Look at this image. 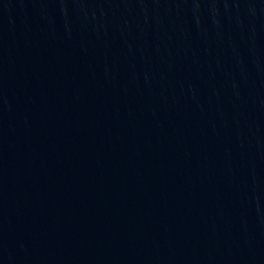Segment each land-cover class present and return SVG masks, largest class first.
<instances>
[{"label":"water","instance_id":"95a60500","mask_svg":"<svg viewBox=\"0 0 264 264\" xmlns=\"http://www.w3.org/2000/svg\"><path fill=\"white\" fill-rule=\"evenodd\" d=\"M0 264H264V0H0Z\"/></svg>","mask_w":264,"mask_h":264}]
</instances>
